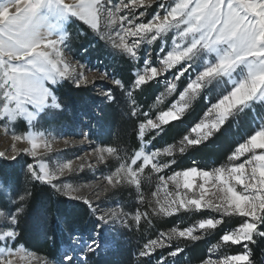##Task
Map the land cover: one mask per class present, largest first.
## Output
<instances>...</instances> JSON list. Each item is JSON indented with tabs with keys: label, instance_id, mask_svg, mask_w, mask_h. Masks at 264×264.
Listing matches in <instances>:
<instances>
[{
	"label": "rangeland",
	"instance_id": "obj_1",
	"mask_svg": "<svg viewBox=\"0 0 264 264\" xmlns=\"http://www.w3.org/2000/svg\"><path fill=\"white\" fill-rule=\"evenodd\" d=\"M118 3L119 0H112V5L105 4V7L114 11ZM260 4H264V0H156L150 7L145 4L135 10L132 7L124 9L115 23L105 12L101 32L93 31L70 13L61 16L45 6L39 10L43 19H40L35 35L29 36L20 30L0 33V116L3 117L0 120V152L6 153L0 156V161L24 169L23 173L31 179L43 180L42 183L63 196L68 204L84 203L94 224L82 231L71 232L69 240L59 249L58 259H49L22 245L13 246L19 222L17 217L21 213L19 204L24 197L18 200V196H11L0 181V195L10 197L6 208L0 206V237L8 231L14 233V238L0 239V249L4 250L0 255H10L22 246L25 252L45 257L48 264H65L63 257L66 254L73 257V264L86 263L91 255L114 252L125 244L128 227L151 219L176 217L177 222L155 239L133 241L134 249L140 247L139 254L147 261L175 264L176 250L184 240L202 239L224 217H242L238 213L244 212L251 213L249 219L256 220L259 212L264 210V134H257L246 142L256 132L264 130V97L257 96L244 103L243 94L241 100L232 97L224 109L228 115L222 118H219V112L209 113L208 110L246 77L245 64L249 58L258 59L264 54V7ZM142 11L145 15L140 17ZM157 14L161 19L153 20ZM125 16L126 19L120 18ZM129 20L133 22L129 24ZM90 22L95 23V18L92 17ZM160 23H169L170 27L161 31ZM62 36L64 43L60 42ZM121 38L124 48L131 49L130 53L116 46L121 43ZM212 47L220 54L229 50L228 61L245 63L230 74L213 76L225 65L218 60L216 51H209ZM58 49L70 63L87 66L97 77L104 71L108 76L94 84L81 85L88 87L89 93L74 109L50 107L32 119L28 113L36 112L37 105L49 102L48 93L38 90L35 85L43 82L52 91L63 81L76 86L73 79H63L55 85H50L47 79L49 73L55 75L51 59L55 58ZM234 52L239 55L233 58L231 53ZM165 58L173 66L161 73L159 68ZM126 64L134 76L128 87L121 81L118 71ZM141 76L145 80H141ZM197 77L198 83L203 81L202 86L176 119V113L183 106L181 95ZM115 80L120 84L114 85ZM172 85L176 87L174 91H171ZM149 91H154V97L146 102L144 95ZM106 92L114 99L109 100ZM201 95L206 108L198 122L171 142L151 141V138H159L167 124L179 120ZM110 103L114 104L113 109L109 108ZM235 104L239 105L233 107ZM111 111L124 117L141 116L136 123L139 143L136 150L131 151L115 140L116 129L110 127ZM9 115L17 118L9 120ZM20 121L26 123V131L19 129ZM202 121L205 126L200 129L199 136H195L191 130ZM153 124L159 127L154 128ZM214 124L219 128H214ZM225 126L233 143L231 151L219 163L212 160L204 163L200 158L204 154L203 147ZM25 135L30 139L17 142L16 147L27 149L29 153L38 150L37 157L20 153L9 158L7 153L12 151V136ZM186 135L201 142L188 145L183 140ZM47 146H51V151ZM169 146L172 147L171 155L164 151ZM25 158L32 161L25 162ZM69 162L71 168L60 174L63 165ZM30 164L35 165L32 170L35 177L29 173ZM185 172L188 173L186 176ZM177 174L178 180L183 177L184 183L171 179ZM202 212L206 216L198 217ZM42 217L38 220L44 222ZM242 218L241 224L226 233H233L244 224L245 218ZM209 219L221 222L214 227H202L201 222ZM144 227L147 228V223ZM172 229L178 232L172 233ZM185 230H194L192 234L198 239L178 234ZM253 230L251 224L245 225L235 233V239L247 240ZM44 231L42 228L40 233ZM221 238L222 245L243 244L242 250L234 254L248 250L244 247L245 241L226 244ZM161 242L165 246L157 248ZM97 243L99 247H96ZM213 246H216L214 250ZM93 248H96L94 252ZM167 248L173 250L164 253ZM151 249L156 250L148 256L141 255ZM234 254L218 242H211L207 245L204 261L210 258L220 262L225 256ZM85 256L86 260L83 259ZM248 259L249 256L236 257L231 264L244 263ZM16 264L35 262L30 258H17Z\"/></svg>",
	"mask_w": 264,
	"mask_h": 264
},
{
	"label": "trees",
	"instance_id": "obj_2",
	"mask_svg": "<svg viewBox=\"0 0 264 264\" xmlns=\"http://www.w3.org/2000/svg\"><path fill=\"white\" fill-rule=\"evenodd\" d=\"M118 71L123 84L126 87L130 86L134 76L127 64ZM88 90V87L72 86L68 81H63L53 89L62 106L70 109H74L75 105L82 100V97L88 95ZM153 97L154 91H149L144 95L146 102L151 101ZM140 101L143 102V100ZM113 107L114 104L110 103L109 108L113 109ZM205 108L204 97L201 95L179 120L167 124L159 138H151V141L154 143L171 142L176 136L198 122ZM113 111H111L110 127L116 129L114 133L115 140L124 143L131 151L136 150L139 147L136 136V123L141 116L135 118L124 117ZM101 113L104 117L103 110ZM226 126L209 139L203 147L204 154L200 158L204 163L209 160L219 163L231 151L233 143L230 140ZM27 128L24 121L19 122L20 130L26 131ZM31 161L30 158H25V162L30 163ZM23 171L24 169L20 167L8 165L5 160L0 161V181L2 184L9 189L13 197H19L21 193H24V198L19 204L21 213L17 217L19 222L13 246L22 245L49 259H58L59 249L64 242L69 240L68 236L71 232L82 231L94 225L90 220L89 210L82 202L68 204L63 196L53 191L47 184L31 179ZM8 199L10 197L6 198L5 195H0L1 208H6ZM41 215L44 217V222L38 220L42 217ZM199 215L198 217L206 216L204 212ZM242 221L243 218L240 216L224 217L222 222L205 234L202 239L195 242L184 240L179 248L182 251L175 257V264L183 262L198 264L203 262L206 257L207 245L211 242H218L219 246L227 248L229 253L234 254L242 250L243 244L222 245L219 242L226 231L238 226ZM176 222V217H168L158 220L151 219L146 222L143 221L138 226L128 227V232L125 233L128 239L125 244L118 246L114 252L91 255L86 263L81 264H153L140 256L138 251L140 247L134 249L133 241L143 242L146 238L155 239L159 233L166 232ZM145 223H147V228L144 227ZM42 228L45 231L41 234ZM260 230L264 231V226ZM254 238L255 243L249 244L251 264H264V236H255ZM172 250L173 248H167L164 253ZM238 264H245V262Z\"/></svg>",
	"mask_w": 264,
	"mask_h": 264
},
{
	"label": "snow or ice",
	"instance_id": "obj_3",
	"mask_svg": "<svg viewBox=\"0 0 264 264\" xmlns=\"http://www.w3.org/2000/svg\"><path fill=\"white\" fill-rule=\"evenodd\" d=\"M156 3V0H129V3H125V0H119V3L113 8H106L105 4L112 5V0H0V33L9 32V31H15L20 30L23 34L26 35H35L36 30L39 26L40 19H43V17L39 16V10L42 7H48L50 11L55 10L59 15L64 16L65 13H70L74 15L77 19L81 21V23L85 24L86 26H89L93 31H99L101 32L103 29L101 27V21L103 18V14L107 12L109 16L112 17V22L115 23L118 14L121 13L124 9H127L129 7H132L133 10L144 6L145 4L150 7ZM260 7H264V4H260ZM145 15V12H140L139 16L143 17ZM95 18V23L90 22L91 18ZM121 19H126L125 17H120ZM160 14H157L154 16L153 20H160ZM133 21L129 20L128 23L131 24ZM191 22V21H188ZM51 27V26H50ZM170 27L169 23H160L159 28L161 31H167V29ZM225 38L226 37H222ZM155 39V37H153ZM61 43H64L63 36L60 40ZM151 42V41H150ZM119 49L125 50L127 52H131V49L124 48L123 44V38H121V43L116 45ZM209 51H216L218 55V60L221 64L225 65L224 68H222L218 72H214V75H227L232 73L237 66L240 64L245 63L244 61H236L231 62L226 59V56L229 54V50H225L224 54H220L219 50L215 47L209 48ZM233 58L236 55H239V52L231 53ZM190 58L187 57L186 59ZM52 69L53 73H49L47 75V79L50 82V85L57 84L60 80L63 79H73L76 86L81 85H88V84H94L96 80L98 79H106L108 74L107 71H104L101 73L100 77H97L95 72L92 69H88L85 65H79V67L76 64H72L68 61L67 57L64 55L62 50H56L55 58L51 59ZM246 68V77L241 79V81L233 88V90L228 94L225 95L223 98H221L213 107L208 110L209 113L213 111H217L220 113V117L222 118L224 116L228 115L227 111H224V104L229 101L230 98L236 97L237 100H241L242 97V103L256 98L257 96L264 97V82H260L261 80H264V54H262L261 58L258 59H252L249 58L247 63L245 64ZM89 73H92V75H89ZM210 76V77H213ZM209 78V77H207ZM141 80H145L144 76L140 77ZM199 77H197L195 80L190 82L187 85V88L185 89L184 93L181 95V101L183 102L182 109L176 113V119L179 118V116L182 114L183 110L187 107L190 96H189V90H191V94L195 95L196 92L199 90V88L202 86L203 81H199ZM114 85H119L120 81L115 80L113 81ZM254 85V86H252ZM35 87L38 90H43L48 93L49 96V102L44 103L41 105H37V111L36 112H29L28 115L35 119L37 115L43 114L48 108L55 107L57 110L62 109V105L60 104L57 97H55L54 92L52 91V88L49 86H45L43 82H40L39 85H35ZM175 85H172L171 91L175 90ZM171 94V92L169 93ZM105 95L108 96L109 100L114 99V97L110 94V92H106ZM239 104L233 105V107H236ZM176 106H174L175 108ZM17 117L15 115H9V120H15ZM3 117L0 116V120H2ZM170 122V121H167ZM150 124L153 122L150 120ZM205 125L202 122H199L194 126V128L191 130L192 133H195V136H199L200 129L203 128ZM154 128H158L159 125L153 124ZM214 128H219L218 125L214 124ZM141 128H143V125H141ZM257 134H264V130L256 132L255 135L251 136V138L246 142L248 143L253 137H255ZM140 135H143V132L140 133ZM30 138L25 135L24 137L20 136H12V151L11 153H7L9 158H15L16 155L20 153H28L32 155L34 158L38 155L37 151L28 152L27 149H19L16 147L17 142H22L24 140H29ZM183 140L188 142V145L198 144L201 141L199 139H193L192 136H185ZM242 143V144H246ZM241 145V144H240ZM239 145V146H240ZM39 145H37V148ZM48 150L51 151V146H47ZM164 151L168 152L170 155L172 153V147L169 146L164 149ZM5 152H0V156H4ZM34 164H30L28 166L29 173L33 175V177L36 176V173L33 172ZM71 168V162L63 165V168L61 169V173H63L64 169H70ZM46 171V169H43ZM188 173L185 172L184 175L186 176ZM178 175H174L171 179L174 182L178 183H184L183 177H180L178 180ZM42 182H44L42 180ZM192 184H195V181L192 182ZM24 197V193H21L18 197V200L22 199ZM71 198L72 197L70 195ZM199 202H197L198 204ZM174 211V210H173ZM17 212H19V209H17ZM171 214V213H166ZM242 217L245 218L244 224L240 225L237 229L234 230L233 233H226L221 238L224 243H240L242 241H245L247 243L244 244L245 249H248L245 252L234 254V255H228L225 256L222 261L218 262L214 259H206L202 264H231V261L240 256H249L248 261L245 262V264H251L250 255H249V244L255 243V236H264V231H261L260 228L264 226V210H261L259 212V215L257 216L256 220L249 219L251 217V213H244L239 212ZM100 219V218H99ZM221 221H212L211 219L207 221H202L201 226H209L214 227L216 224L220 223ZM251 224L254 228V230L250 233V238L247 240H236L235 239V233H238L240 231V228L244 227L245 225ZM175 233L178 232L177 229L173 230ZM194 230H185L184 232H179L178 234L181 237L184 238H190L192 240L198 239L197 236L193 235L192 232ZM6 238H14L13 231H8V233L0 237V239H6ZM165 246L163 242L157 245V248ZM96 247H99L98 243ZM216 246H213V249H215ZM96 248H93L92 251L94 252ZM156 249H151L147 254L142 253L141 255L148 256L152 254ZM3 249H0V252H3ZM10 251V250H9ZM182 249H177L175 254H178ZM17 258L19 259H25L30 258L31 261L35 262V264H48V261L45 260V257H40L34 253L31 252H25L23 247H19L15 250L14 253H11L10 255H0V264H16ZM84 260L87 259L85 256L83 258ZM63 260L65 264H73V257L71 255H64Z\"/></svg>",
	"mask_w": 264,
	"mask_h": 264
},
{
	"label": "clouds",
	"instance_id": "obj_4",
	"mask_svg": "<svg viewBox=\"0 0 264 264\" xmlns=\"http://www.w3.org/2000/svg\"><path fill=\"white\" fill-rule=\"evenodd\" d=\"M172 66H173L172 64L168 63L167 58H165L164 60L161 61V65H160L159 71H160L161 73H163V72L167 71L169 68H171ZM177 79H179V77H177ZM189 96H190L189 102H191V100L195 98V95H192V94L190 93ZM157 102H159V101H157ZM230 103H231L230 101H227V102L224 104V109H226V107H227ZM213 107H215V105H214ZM165 167H166V165H165ZM173 230H174V229L171 230L172 233H175Z\"/></svg>",
	"mask_w": 264,
	"mask_h": 264
}]
</instances>
